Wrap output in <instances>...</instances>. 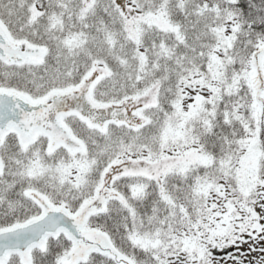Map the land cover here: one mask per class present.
Segmentation results:
<instances>
[{
    "label": "snow or ice",
    "instance_id": "1",
    "mask_svg": "<svg viewBox=\"0 0 264 264\" xmlns=\"http://www.w3.org/2000/svg\"><path fill=\"white\" fill-rule=\"evenodd\" d=\"M0 264H264V0H0Z\"/></svg>",
    "mask_w": 264,
    "mask_h": 264
}]
</instances>
